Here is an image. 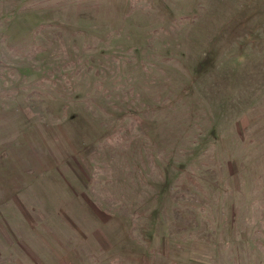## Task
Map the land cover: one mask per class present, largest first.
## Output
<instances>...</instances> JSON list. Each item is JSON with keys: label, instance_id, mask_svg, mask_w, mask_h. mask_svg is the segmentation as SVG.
I'll return each mask as SVG.
<instances>
[{"label": "rangeland", "instance_id": "obj_1", "mask_svg": "<svg viewBox=\"0 0 264 264\" xmlns=\"http://www.w3.org/2000/svg\"><path fill=\"white\" fill-rule=\"evenodd\" d=\"M0 264H264V0H0Z\"/></svg>", "mask_w": 264, "mask_h": 264}]
</instances>
